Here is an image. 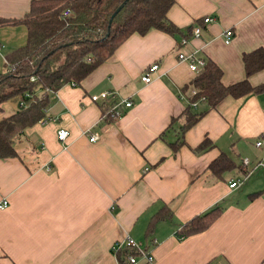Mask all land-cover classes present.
<instances>
[{
    "label": "crops",
    "instance_id": "1",
    "mask_svg": "<svg viewBox=\"0 0 264 264\" xmlns=\"http://www.w3.org/2000/svg\"><path fill=\"white\" fill-rule=\"evenodd\" d=\"M29 1L0 0V18L22 17ZM165 17L176 33L129 35L78 84L47 94L42 120L22 130L14 157L0 159L7 203L0 264H117L110 246L125 236L149 256L136 264H264V68L246 77L251 87L263 85L258 91L225 96L213 108L192 102L190 110L202 114L174 148L181 119L169 125L191 100L197 74L176 51L214 63L222 85L244 79L241 55L264 52V0H173ZM25 37L19 23L0 25V73ZM152 64L150 81L141 82ZM100 92L110 96L89 100ZM121 99L131 106L98 121ZM8 101L0 117L16 109ZM59 128L67 132L62 143ZM202 140L209 146L194 151ZM219 157L229 165L213 172ZM244 171L243 184L229 188ZM217 205L204 229L180 235L182 224ZM155 214L162 217L151 220Z\"/></svg>",
    "mask_w": 264,
    "mask_h": 264
},
{
    "label": "trees",
    "instance_id": "2",
    "mask_svg": "<svg viewBox=\"0 0 264 264\" xmlns=\"http://www.w3.org/2000/svg\"><path fill=\"white\" fill-rule=\"evenodd\" d=\"M172 3L173 0H30L22 17L0 18V25L19 23L26 31L24 44L5 55L0 73V105L8 100L17 102L9 116L0 117V159L14 157L13 143L22 130L42 120L47 94L66 84H78L129 35L141 36L149 30L176 33L177 28L165 17ZM63 10L68 15L61 16ZM241 62L245 78L222 85L217 66L203 61L189 83L194 92L191 100L179 117L169 123L181 119L178 142L171 143V148L182 143V133L202 114L192 112L190 103L201 99L213 108L225 96L238 98L263 87H251L246 80L248 75L264 68L263 50L242 54ZM206 142L202 140L194 151L206 149ZM228 165L226 159L219 157L209 168L216 172ZM219 210V205L214 206L182 224L180 235L201 231ZM161 217L155 214L151 220ZM126 253L132 251L121 250L114 255L117 264H128L123 257Z\"/></svg>",
    "mask_w": 264,
    "mask_h": 264
},
{
    "label": "built area",
    "instance_id": "3",
    "mask_svg": "<svg viewBox=\"0 0 264 264\" xmlns=\"http://www.w3.org/2000/svg\"><path fill=\"white\" fill-rule=\"evenodd\" d=\"M68 15V11L67 10H63L61 13V16H66ZM203 23H206L208 21H210L209 17H205L201 19ZM198 32H199V28L198 27H193L191 30V35L192 37H197L198 36ZM231 37V31L229 30H225L222 33V42L224 44L228 43V41L230 40ZM184 43H186V39L181 38L179 39L178 44L179 45H183ZM175 57L177 59V61L180 62H185L187 65V68L189 71L191 72H197L203 64V61L199 58H197L193 53L189 52V53H182V52H177L175 53ZM156 69V66L154 64L149 65L139 76V79L141 82L143 83H148L150 81V74L152 72H154ZM110 96V93L108 92H100L98 94L95 95H91L89 96V100L94 102V101H105L108 97ZM132 102L129 99H121L116 101L115 103H112L108 109L101 114V116L98 118V121L100 122H107L113 118H117L121 115L122 111L124 109H127L131 106ZM191 106H193V103L190 104ZM67 136V132L65 129L59 128L55 131V139L56 141L62 143L65 138ZM96 139V135L95 134H91L88 136V141H94ZM259 142H255V146H258ZM242 164L245 165L247 160L243 159ZM247 173V172H246ZM245 177V175L240 179L242 180ZM240 183V181L237 180H233L228 182L227 186L229 188H233L236 187L238 184ZM263 196H264V192H263ZM7 203L4 199H0V209L6 207ZM121 250H128V251H132V253H126L124 254V261L128 264H136L137 257H141L143 259H145L146 261H149V256L146 254V252L141 249L137 243H135L133 240H131L128 237H123L120 240L114 241L111 246H110V252L111 254L114 256L118 251Z\"/></svg>",
    "mask_w": 264,
    "mask_h": 264
},
{
    "label": "rangeland",
    "instance_id": "4",
    "mask_svg": "<svg viewBox=\"0 0 264 264\" xmlns=\"http://www.w3.org/2000/svg\"><path fill=\"white\" fill-rule=\"evenodd\" d=\"M8 104L14 108V106L16 107L17 102H15V100H11V101H8ZM238 180H240V179H238ZM244 180H245V177L242 179V181H240L241 182L240 185L243 184Z\"/></svg>",
    "mask_w": 264,
    "mask_h": 264
},
{
    "label": "water",
    "instance_id": "5",
    "mask_svg": "<svg viewBox=\"0 0 264 264\" xmlns=\"http://www.w3.org/2000/svg\"><path fill=\"white\" fill-rule=\"evenodd\" d=\"M121 6V4L115 9V12L118 10V8ZM114 14V12L111 14V17L112 15Z\"/></svg>",
    "mask_w": 264,
    "mask_h": 264
}]
</instances>
